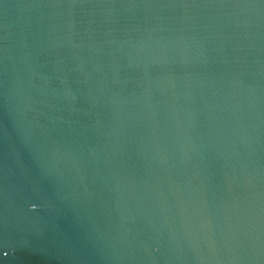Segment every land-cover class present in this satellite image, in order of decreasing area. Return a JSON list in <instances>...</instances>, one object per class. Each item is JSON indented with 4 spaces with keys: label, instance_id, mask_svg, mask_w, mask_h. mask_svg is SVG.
Returning a JSON list of instances; mask_svg holds the SVG:
<instances>
[{
    "label": "water",
    "instance_id": "obj_1",
    "mask_svg": "<svg viewBox=\"0 0 264 264\" xmlns=\"http://www.w3.org/2000/svg\"><path fill=\"white\" fill-rule=\"evenodd\" d=\"M0 264H264V3L0 0Z\"/></svg>",
    "mask_w": 264,
    "mask_h": 264
},
{
    "label": "snow or ice",
    "instance_id": "obj_2",
    "mask_svg": "<svg viewBox=\"0 0 264 264\" xmlns=\"http://www.w3.org/2000/svg\"><path fill=\"white\" fill-rule=\"evenodd\" d=\"M261 3H264V0H260Z\"/></svg>",
    "mask_w": 264,
    "mask_h": 264
}]
</instances>
